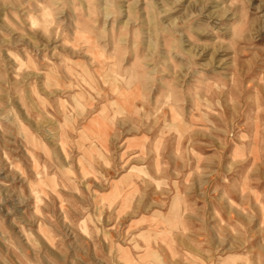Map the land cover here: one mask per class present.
I'll use <instances>...</instances> for the list:
<instances>
[{"label":"rangeland","instance_id":"rangeland-1","mask_svg":"<svg viewBox=\"0 0 264 264\" xmlns=\"http://www.w3.org/2000/svg\"><path fill=\"white\" fill-rule=\"evenodd\" d=\"M0 264H264V0H0Z\"/></svg>","mask_w":264,"mask_h":264}]
</instances>
